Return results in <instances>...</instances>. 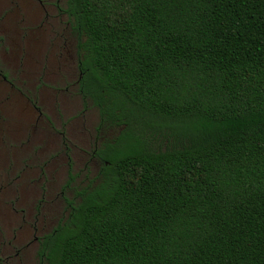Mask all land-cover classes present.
<instances>
[{
  "label": "trees",
  "instance_id": "obj_1",
  "mask_svg": "<svg viewBox=\"0 0 264 264\" xmlns=\"http://www.w3.org/2000/svg\"><path fill=\"white\" fill-rule=\"evenodd\" d=\"M66 10L98 130L123 129L40 264H264V0Z\"/></svg>",
  "mask_w": 264,
  "mask_h": 264
},
{
  "label": "rangeland",
  "instance_id": "obj_2",
  "mask_svg": "<svg viewBox=\"0 0 264 264\" xmlns=\"http://www.w3.org/2000/svg\"><path fill=\"white\" fill-rule=\"evenodd\" d=\"M6 40L0 47V73L7 76L0 74V264H40L36 236L68 215L67 199L78 201L77 191L99 172L95 149L123 128L98 130L100 110L80 95L75 65L44 79L28 71L30 53H19L14 37Z\"/></svg>",
  "mask_w": 264,
  "mask_h": 264
},
{
  "label": "flooded vegetation",
  "instance_id": "obj_3",
  "mask_svg": "<svg viewBox=\"0 0 264 264\" xmlns=\"http://www.w3.org/2000/svg\"><path fill=\"white\" fill-rule=\"evenodd\" d=\"M24 1H27L26 5H22L21 0L0 1V47L5 45L7 38L14 37L19 53H30L33 57L34 63L28 71L39 72V75L43 73L44 79L71 71L75 65L76 71L79 72L76 84L82 95L81 35L66 10L69 0ZM15 12L17 15L11 17L10 14ZM0 74L7 81V76L3 72ZM52 90L57 91L56 87ZM83 99L85 100L84 97ZM42 236L35 238L39 246Z\"/></svg>",
  "mask_w": 264,
  "mask_h": 264
}]
</instances>
